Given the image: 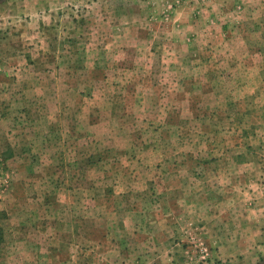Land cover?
<instances>
[{
    "label": "rangeland",
    "instance_id": "rangeland-1",
    "mask_svg": "<svg viewBox=\"0 0 264 264\" xmlns=\"http://www.w3.org/2000/svg\"><path fill=\"white\" fill-rule=\"evenodd\" d=\"M263 187L264 0H0V264H264Z\"/></svg>",
    "mask_w": 264,
    "mask_h": 264
},
{
    "label": "crops",
    "instance_id": "crops-1",
    "mask_svg": "<svg viewBox=\"0 0 264 264\" xmlns=\"http://www.w3.org/2000/svg\"><path fill=\"white\" fill-rule=\"evenodd\" d=\"M5 2V1H4ZM260 188V187H259ZM245 190V189H244ZM259 189H257V191H258ZM263 191H264V187H263V189H262ZM233 192H234V189H233ZM249 194H251L250 193V191L248 192ZM226 204H227V206L228 207H232V206H234L235 205V203H232V201H227L226 202ZM255 204L256 203H254V205H253V203H250V207H251V205H253V206H255ZM258 204H256V206H257ZM226 206V205H225ZM227 206H226V208H227ZM262 208V207H261ZM230 210V209H229ZM166 214H167V212H165ZM165 213H163V215L165 216ZM177 214V213H176ZM229 214V213H228ZM248 214V213H247ZM249 215V214H248ZM169 216H167L166 218H168ZM227 219H226V222L225 221H222V223H224L225 224V226L227 225V226H229L230 224H231V221H230V219H229V217H226ZM247 218H248V216H247ZM224 219H225V217H224ZM169 247H172L171 245L169 246ZM192 248H189V250L188 251H185V252H191L192 250H191ZM186 250V249H185Z\"/></svg>",
    "mask_w": 264,
    "mask_h": 264
}]
</instances>
